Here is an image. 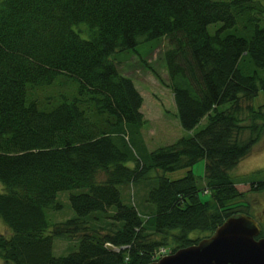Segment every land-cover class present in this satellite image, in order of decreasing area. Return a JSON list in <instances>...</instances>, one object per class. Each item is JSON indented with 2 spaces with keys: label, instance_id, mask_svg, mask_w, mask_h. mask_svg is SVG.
I'll return each mask as SVG.
<instances>
[{
  "label": "trees",
  "instance_id": "trees-1",
  "mask_svg": "<svg viewBox=\"0 0 264 264\" xmlns=\"http://www.w3.org/2000/svg\"><path fill=\"white\" fill-rule=\"evenodd\" d=\"M263 12L264 0H0V220L10 231L0 234V264H147L168 238L174 251L230 215L249 216L245 195L264 190V178L242 192L229 170L264 129L246 104L252 136L232 139L240 101L264 92ZM163 37L184 133L147 150L142 96L111 56ZM199 160L202 187L190 169ZM177 169L185 174L164 175ZM152 170L144 195L153 209L141 214L120 186ZM64 190L73 216L52 221ZM90 220L106 232L96 236ZM75 234L76 248L54 256L53 237Z\"/></svg>",
  "mask_w": 264,
  "mask_h": 264
},
{
  "label": "rangeland",
  "instance_id": "rangeland-1",
  "mask_svg": "<svg viewBox=\"0 0 264 264\" xmlns=\"http://www.w3.org/2000/svg\"><path fill=\"white\" fill-rule=\"evenodd\" d=\"M260 20H264V12L262 16H259ZM240 20V19H239ZM218 24V23H217ZM214 25L208 26L209 32L214 30ZM240 22L238 28L240 29ZM74 30L83 29V25H74ZM81 37H85V34L81 31H77ZM152 41H142L133 51H123L114 53L111 58L116 62L118 70L126 76H129L136 89L142 96V104L140 110L143 114L145 122L139 129V136L147 150H152L159 146L170 144L175 141L184 131L180 128L177 118L174 115L172 93L169 87L170 76L167 73L165 67V60L163 58L164 51L168 48L167 39L165 37L160 38L157 43H154V47H150ZM142 59V61H141ZM144 60V63H143ZM152 70H151V69ZM159 79L156 77V75ZM45 90L49 91V88ZM248 104L252 110L259 111V116L254 120L258 124L264 122V92L259 90L257 94L248 101H240V112L237 113L238 126L233 130L232 139L238 141H245L252 133L247 127L251 122V115ZM204 120L198 125L197 129L202 127ZM203 160H199L190 168L196 177L197 184L202 187V175H203ZM154 170L150 171L147 175V179L143 178L140 181L129 184L126 186H120L122 198L124 200H130L135 206L136 210L141 214H146V210L143 206L153 209V206L145 202L144 193L147 192L149 186L152 183L150 178L155 175ZM185 174V169H177L174 171L165 172L164 175L169 179H177ZM229 175L234 182L235 187L242 192L249 189V183L251 180H258L264 178V129L259 133L256 142L251 146L250 150L229 170ZM104 178V173L99 172L96 175V180L101 181ZM146 180V181H145ZM152 180V181H151ZM1 186V185H0ZM204 191H199L198 196L200 200H206L210 198V195ZM70 191L64 190L56 193V199L62 204V208L59 211H47V216L52 221H61L65 218L73 216L67 197ZM245 201L247 202L246 208L260 226V234L264 236V190L256 192H247L245 195ZM238 207L237 209H242ZM88 225H95L96 236L101 233H105L106 229L100 226L103 222L88 221ZM89 227L84 230L88 231ZM176 232V230H172ZM0 234L8 236L10 231L4 226L0 220ZM201 233L198 230H192L188 233L189 238L200 236ZM79 234H75L69 237H53L52 239V253L54 256H62L66 253L73 251L77 242L76 239ZM159 238V236H156ZM167 244L162 245L166 251L169 252L173 248V243L166 239ZM117 249V248H116Z\"/></svg>",
  "mask_w": 264,
  "mask_h": 264
},
{
  "label": "water",
  "instance_id": "water-1",
  "mask_svg": "<svg viewBox=\"0 0 264 264\" xmlns=\"http://www.w3.org/2000/svg\"><path fill=\"white\" fill-rule=\"evenodd\" d=\"M259 232L260 226L254 218L236 213L196 243L147 264H264V236H258ZM105 248L115 250L110 243Z\"/></svg>",
  "mask_w": 264,
  "mask_h": 264
},
{
  "label": "built area",
  "instance_id": "built-area-1",
  "mask_svg": "<svg viewBox=\"0 0 264 264\" xmlns=\"http://www.w3.org/2000/svg\"><path fill=\"white\" fill-rule=\"evenodd\" d=\"M166 252H167V251H166V248H164V247H159L157 250H155V251L152 253L151 258H152V259H155V258H157V257H160V256L164 255Z\"/></svg>",
  "mask_w": 264,
  "mask_h": 264
},
{
  "label": "flooded vegetation",
  "instance_id": "flooded-vegetation-1",
  "mask_svg": "<svg viewBox=\"0 0 264 264\" xmlns=\"http://www.w3.org/2000/svg\"><path fill=\"white\" fill-rule=\"evenodd\" d=\"M264 211V209H262V212Z\"/></svg>",
  "mask_w": 264,
  "mask_h": 264
}]
</instances>
